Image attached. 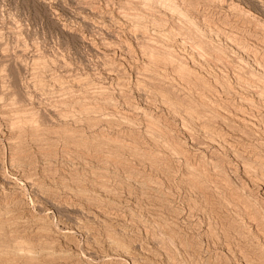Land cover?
Here are the masks:
<instances>
[{
    "label": "rangeland",
    "instance_id": "obj_1",
    "mask_svg": "<svg viewBox=\"0 0 264 264\" xmlns=\"http://www.w3.org/2000/svg\"><path fill=\"white\" fill-rule=\"evenodd\" d=\"M216 27H242L235 43L250 52ZM260 41L264 0H0V264H263V196L224 146L243 145L251 176L264 177ZM152 54L161 62L148 66ZM226 110L250 116L253 129L227 124ZM249 212L263 219L262 234L248 227Z\"/></svg>",
    "mask_w": 264,
    "mask_h": 264
},
{
    "label": "bare ground",
    "instance_id": "obj_2",
    "mask_svg": "<svg viewBox=\"0 0 264 264\" xmlns=\"http://www.w3.org/2000/svg\"><path fill=\"white\" fill-rule=\"evenodd\" d=\"M184 1V0H183ZM184 3V2H183ZM225 5V4H224ZM226 6H228V5H226ZM188 8V7H187ZM231 8V7H230ZM232 9V8H231ZM122 11V10H121ZM133 12V11H132ZM130 13V12H129ZM125 16H127L128 17V15H124V13L122 14V13H118V19H116L117 20V22H119V23H122V24H125V22H126V19L128 20V18L127 17H125ZM116 18V17H115ZM114 18V19H115ZM130 20V19H129ZM130 22V21H129ZM179 22V21H178ZM183 22V21H182ZM193 23V22H192ZM238 24V23H237ZM191 25V24H190ZM236 24H234V26H235ZM239 25V24H238ZM122 26V25H121ZM125 26V25H124ZM195 26V25H194ZM231 26V25H230ZM260 26V25H259ZM225 27V26H224ZM239 27V26H238ZM134 28V27H133ZM172 28V27H171ZM227 28H228V26H227ZM230 28V27H229ZM242 28V27H241ZM241 28H240V30H241ZM130 29V28H129ZM231 29V28H230ZM228 30V29H222V28H218V27H216V30L218 31H216L215 33H213V32H211V33H213V34H215L216 35V33H219L218 35H222V36H224L231 44H233L242 54H244V55H247L248 54V52H250V51H248L247 49H246V47L242 44V43H235L236 41L235 40H237V42L239 41V36H237V32L238 31H240V30H235L234 28L233 29H231V30ZM135 31H136V29H134ZM133 30V31H134ZM176 30V29H175ZM132 31V30H131ZM243 31V30H242ZM160 32V31H159ZM182 32V31H181ZM245 32V31H244ZM177 34V33H176ZM172 36H175V35H172ZM179 36V35H178ZM205 36V35H204ZM190 37V36H189ZM235 37H236V39H235ZM251 38H253V39H257V41H258V36H257V34H255V33H252L251 34V36H250ZM172 39V38H171ZM175 39L177 40V38H176V36H175ZM262 39V37L260 38V40ZM123 40V39H122ZM183 40V39H182ZM204 40V39H203ZM203 40H202V42H201V44H199L198 46H199V48H202V47H206L207 48V46H209L210 45V43L208 42V40H205L204 42H203ZM128 41V40H127ZM181 41V40H180ZM183 42H185V40H183ZM206 42H208V43H206ZM239 42H241V41H239ZM259 42V41H258ZM260 42H262L263 43V41H260ZM188 43V42H187ZM200 43V42H199ZM255 43V42H254ZM261 43V44H262ZM129 44V43H128ZM182 44V43H181ZM190 44H192V43H190ZM195 44V43H194ZM198 44V43H197ZM209 44V45H208ZM264 44V43H263ZM106 45V44H105ZM104 45V46H105ZM183 45H185V43H183ZM188 45V44H187ZM107 47V45L105 46V48ZM130 47V46H129ZM187 47V46H186ZM192 47H193V45H192ZM211 47V46H210ZM257 47V46H256ZM109 48V47H108ZM126 48V47H125ZM194 48V47H193ZM204 48H203V50H204ZM205 48V49H206ZM209 48V47H208ZM212 48V47H211ZM210 48V49H211ZM121 49V48H120ZM161 49V48H160ZM195 49V48H194ZM141 50H142V52L143 53H145L144 52V50L141 48ZM188 50V49H187ZM186 50V51H187ZM192 50V49H191ZM198 50H200V49H198ZM203 50H202V52H203ZM132 51V50H131ZM197 51V50H196ZM201 51V50H200ZM205 51V50H204ZM213 51V50H212ZM251 51L253 52V50L251 49ZM124 52H125V50H124ZM133 52V51H132ZM198 52V51H197ZM208 52V51H207ZM116 53V52H115ZM131 52H130V49H128L125 53H124V56H123V59H125V60H131V54H130ZM192 54H193V51L191 52ZM190 53V54H191ZM201 53V52H200ZM200 53H199V55H200ZM205 53V52H204ZM214 53H215V50H214ZM217 53V52H216ZM215 53V54H216ZM134 54V53H133ZM132 54V55H133ZM142 54V53H141ZM155 54V53H154ZM157 54V53H156ZM194 54H195V52H194ZM203 54V53H202ZM201 54V55H202ZM208 55H209V52L207 53ZM211 54V53H210ZM251 54H255V51H254V53H250V55ZM256 54H258L257 52H256ZM144 55V54H143ZM159 55V54H158ZM204 55V54H203ZM213 55V54H212ZM212 55H210V56H212ZM249 55V56H250ZM164 56V55H163ZM191 56V55H190ZM197 56V55H196ZM206 56V55H205ZM204 56V57H205ZM255 56V55H254ZM257 56H260L259 54L257 55ZM256 56V57H257ZM120 57H121V55H120ZM147 57V56H146ZM155 57V56H154ZM153 57V54H152V58H149V65L148 66H154V65H156L157 64V62H161V61H159V59L157 58V55H156V57H155V59H153L154 58ZM194 57H195V55H194ZM207 57V56H206ZM214 57V56H213ZM255 57V58H256ZM148 58V57H147ZM196 58V57H195ZM212 58V57H211ZM215 58V57H214ZM220 57H218V59H219ZM258 58V57H257ZM144 59H145V57H144ZM143 59V60H144ZM158 59V61L156 62V60ZM160 59H163L162 57H160ZM170 59V58H169ZM203 59V61H205L204 59H206V58H202ZM207 59H209V58H207ZM216 59H217V57H216ZM225 59V58H224ZM227 59V58H226ZM133 60V59H132ZM165 60V59H164ZM222 60V59H221ZM255 60V59H254ZM263 60V59H262ZM198 61V60H197ZM224 61V60H223ZM257 61H260V60H257ZM264 61V60H263ZM126 62H128V61H126ZM135 62V61H134ZM195 62V61H194ZM207 62H208V60H207ZM213 62V61H212ZM214 62H216V61H214ZM221 62V61H220ZM116 63V62H115ZM145 63V62H144ZM169 63V62H168ZM217 63V62H216ZM147 64V63H146ZM164 64V63H163ZM170 64V63H169ZM132 65V64H131ZM161 65V64H160ZM166 65H167V63H166ZM216 65V64H215ZM261 63L260 62H258L257 63V67L260 69V68H262L261 66ZM146 66V65H145ZM144 66V67H145ZM158 66V65H157ZM156 66V67H157ZM169 66V65H168ZM167 66V67H168ZM173 66H174V64H173ZM203 66V65H202ZM240 66V65H239ZM262 66H263V64H262ZM178 67H180L179 69H178V73H179V75L180 76H182V77H184L183 75H185L186 73H187V69H185V68H182L180 65H178ZM206 67V66H205ZM220 67V66H219ZM235 67V66H234ZM153 68H155V67H153ZM158 68V67H157ZM159 68H161L160 66H159ZM164 68V67H163ZM168 68H170V67H168ZM35 69V68H34ZM147 69V68H146ZM150 69V68H149ZM176 69V68H175ZM241 69V68H240ZM239 69V70H240ZM158 70V69H157ZM160 70V69H159ZM163 70V69H162ZM167 70V69H166ZM177 70V69H176ZM191 70V69H190ZM220 70H221V68H220ZM237 70H238V68H237ZM262 70V69H261ZM264 70V69H263ZM156 71V70H155ZM163 71H165V69L163 70ZM169 71V70H168ZM174 71V70H173ZM176 71H174V73H175ZM192 72V71H191ZM236 72V71H235ZM239 72V71H238ZM241 72V71H240ZM243 73V72H242ZM160 74H161V72H160ZM165 74H167V73H165ZM164 74V75H165ZM192 74H193V72H192ZM238 74V73H237ZM163 75V74H162ZM176 75V74H175ZM178 75V74H177ZM186 75H188V74H186ZM191 75V74H190ZM209 75V74H208ZM239 75V74H238ZM237 75V76H238ZM180 76H178V77H180ZM241 77L243 76V75H240ZM249 76V75H248ZM174 77V76H173ZM197 77V76H196ZM241 77H239L238 76V79H240ZM244 77V76H243ZM242 77V78H243ZM246 77V76H245ZM139 79V78H138ZM175 79V78H174ZM179 79H181V78H179ZM185 79H187V78H184V80ZM215 79V78H214ZM237 79V78H236ZM247 79V80H246ZM249 79H251V78H249ZM184 80H182L181 79V81L184 83ZM241 80H243V79H241ZM245 80L246 81H250V80H248V78H245ZM244 80V81H245ZM252 81H253V79H251ZM121 81V80H120ZM186 81L187 80H185V83H186ZM188 81H190V80H188ZM187 81V82H188ZM215 81L216 82H218V80L217 79H215ZM245 81V82H246ZM59 82V81H58ZM179 82V81H178ZM191 83H192V81H190ZM205 82V81H204ZM215 82V83H216ZM238 82H240V81H238ZM254 82H255V79H254ZM254 82H253V84H254ZM257 82V81H256ZM126 83V82H125ZM189 83V82H188ZM188 83H186V84H188ZM242 83V82H241ZM250 83V82H249ZM258 83V82H257ZM194 84V82L192 83V85ZM217 84V83H216ZM246 84V83H245ZM248 84V83H247ZM259 84V83H258ZM191 84H189V85H187V86H190ZM218 85H220L221 86V84L219 83ZM250 85V84H249ZM252 85V84H251ZM256 84H254L253 86H255ZM264 85V84H263ZM186 86V87H187ZM197 86V85H196ZM206 86H207V84H206ZM206 86H204L205 88H206ZM210 86V85H209ZM216 86V85H215ZM225 86V85H224ZM238 86V85H237ZM257 86V85H256ZM90 87V86H89ZM185 87V88H186ZM199 87V86H198ZM200 87H202V86H200ZM199 87V88H200ZM211 87V86H210ZM214 87V86H213ZM222 87H223V84H222ZM243 87H245V86H243ZM242 87V88H243ZM250 87V86H249ZM259 87V90L261 89L260 87H261V85L260 86H258ZM193 88V87H192ZM194 88H196L197 90L199 89V88H197V87H194ZM224 88V87H223ZM239 88H241V86H239ZM253 88V87H252ZM187 89H188V87H187ZM202 89V88H201ZM200 89V90H201ZM214 89V88H213ZM246 89V88H245ZM248 89V88H247ZM250 89V88H249ZM189 90V89H188ZM192 90V89H191ZM203 90V89H202ZM208 90V89H207ZM209 90H210V88H209ZM214 90H217V89H214ZM251 90V89H250ZM253 90V89H252ZM251 90V91H252ZM205 91V90H204ZM250 91V92H251ZM148 92V91H147ZM240 92V91H239ZM248 92V91H247ZM191 93V92H190ZM201 93V92H200ZM205 93V92H204ZM210 93V92H209ZM212 93H213V91H212ZM220 93V92H219ZM259 93V92H258ZM262 93V92H261ZM165 94V93H164ZM202 94V93H201ZM206 94V93H205ZM248 94H250V93H248ZM204 95V94H203ZM241 95V94H240ZM151 96H152V94H151ZM200 96V95H199ZM205 96V95H204ZM242 96H244L243 94H242ZM202 97V96H201ZM254 97V96H253ZM262 97H263V93H262ZM150 98V97H149ZM155 98V97H154ZM165 98V97H164ZM164 98H162L163 100H165V102L164 101H162V102H164V103H166L167 101H170V100H166V98L164 99ZM204 98V97H203ZM205 98H208L207 97V94H206V97ZM210 98V97H209ZM244 98V97H243ZM245 98H247L246 96H245ZM250 98H251V96H250ZM157 99V98H156ZM202 99V98H201ZM149 101H151V99H148ZM203 101L201 102V104H202V106H204V107H207L208 105H210V103L208 104L207 103V101H209V99L207 100V101H205L204 99H202ZM246 100H249L248 98L246 99ZM148 101V102H149ZM212 101V100H211ZM228 102H229V99L227 100ZM242 101H244V102H246L245 100H242ZM153 102H154V100H153ZM171 102V101H170ZM227 102V103H228ZM160 103V102H159ZM169 103V102H168ZM174 103V102H173ZM176 103V102H175ZM225 103V102H224ZM183 104V103H182ZM198 104V103H197ZM231 104V103H230ZM7 105V104H6ZM13 105V104H12ZM160 105V104H159ZM169 106H172V105H170V104H168ZM177 105V104H176ZM175 105V106H176ZM212 105H214V104H212ZM225 105H227V104H225ZM224 105V106H225ZM247 105H248V103H247ZM15 106V105H14ZM164 106H167V103L166 104H164ZM179 106V105H178ZM201 106V107H202ZM230 106V105H229ZM232 106V105H231ZM9 107V106H8ZM136 107V106H135ZM138 107V106H137ZM168 107V106H167ZM199 108H201L200 106H198ZM222 107V106H221ZM226 107V106H225ZM237 107H239V106H237ZM248 107V106H247ZM246 107V109H248ZM4 108H6V107H4ZM13 108V107H12ZM95 108V107H94ZM140 108H141V106H140ZM139 107H138V109L137 110H135V111H138V110H140L139 111V113L141 112V109H140ZM171 108V107H170ZM185 108H187V107H185ZM191 108V107H190ZM194 108V107H193ZM207 108H210L209 106L207 107ZM227 108H228V106H227ZM230 108V107H229ZM228 108V109H229ZM234 108V107H233ZM244 108V107H243ZM242 108V106H241V108H239L240 110H242L243 109ZM251 108V107H250ZM252 108H254V107H252ZM7 109V108H6ZM165 109V108H164ZM173 109H175L174 107H173ZM196 109H198L197 107H196ZM236 109V108H235ZM245 109V108H244ZM243 109V110H244ZM256 109V108H255ZM14 110V109H13ZM16 110H18L17 108H16ZM147 110V109H146ZM146 110H145V112H144V110L142 111V112H144V113H146ZM167 110H168V108H167ZM199 111H200V109H198ZM224 110V109H223ZM230 110V109H229ZM229 110H226V113L224 114H222V116H221V118L224 120V121H226L227 122V124H230L229 123V119H231V121H232V119H235V120H237V122L239 121V122H241V123H248V126H249V123L250 124H252L253 122H251V120L249 119L250 118V116H249V113H247L248 114V116H249V118L248 117H245V116H241L240 114H233V113H231V112H229ZM242 110V111H243ZM84 111V110H83ZM174 111V110H173ZM179 112H180V110H178ZM177 111V112H178ZM185 111H187V110H185ZM190 111V110H189ZM188 111V112H189ZM195 111V110H194ZM197 111V110H196ZM198 111V112H199ZM207 111V110H206ZM206 111H205V115H206ZM210 111V110H209ZM241 111V112H242ZM246 111V110H245ZM176 112V113H177ZM187 112V113H188ZM193 112V111H192ZM227 112H229V113H227ZM240 112V111H239ZM244 112V111H243ZM242 112V113H243ZM262 112V111H261ZM9 113V112H8ZM18 113V115L21 113H19V112H17ZM190 113V112H189ZM208 114H209V112H207ZM245 113V112H244ZM251 113V112H250ZM254 113H255V111H254ZM14 114V113H13ZM146 114H148V113H146ZM145 114V115H146ZM180 114H181V112H180ZM180 114H178V115H180ZM185 114H186V112H185ZM194 114V113H193ZM197 114V113H196ZM199 114H201V113H199ZM246 114V113H245ZM22 115V114H21ZM112 115V114H111ZM175 116H176V114H174ZM184 115V114H183ZM201 115H203V114H201ZM210 115V114H209ZM181 116H182V114H181ZM194 116H196V115H194ZM193 116V117H194ZM198 116V115H197ZM252 116V115H251ZM262 116V115H261ZM22 117V116H21ZM26 117V116H25ZM128 116H126L125 118H127ZM145 117V116H144ZM166 117V116H165ZM180 117V116H179ZM185 116H183V118H184ZM192 117V118H193ZM213 117V116H212ZM258 117V116H257ZM11 118V117H10ZM87 118V117H86ZM150 118V117H149ZM198 118H199V116H198ZM203 119H204V117H202ZM205 118H206V116H205ZM207 118H209V117H207ZM214 118V117H213ZM253 118H255V117H253ZM146 119H147V117H146ZM152 119H153V117H152ZM169 119V118H168ZM189 119V118H188ZM202 119V120H203ZM210 119L211 118H209L208 119V121H210ZM256 119V118H255ZM17 120H19V122L22 120H20L19 118L17 119ZM76 120V119H75ZM130 120H131V117H130ZM171 120V119H170ZM191 120V119H190ZM260 120V119H259ZM27 121V120H26ZM28 121H30V119L28 120ZM89 121V120H88ZM144 121V120H143ZM146 121V120H145ZM183 121H185V119L183 120ZM192 121V120H191ZM194 121V120H193ZM199 121H201V118H200V120ZM204 121H205V119H204ZM204 121L202 122V123H204ZM263 121V120H262ZM14 122V121H13ZM147 122V121H146ZM186 122V121H185ZM187 122H188V120H187ZM186 122V123H187ZM212 122V121H211ZM225 122V123H226ZM256 122V121H255ZM259 122V121H258ZM261 122V121H260ZM18 122H16V124H17ZM21 123H23V121L21 122ZM148 123V122H147ZM184 123V122H183ZM240 123V124H241ZM257 123V122H256ZM256 123H254V124H256ZM11 124V123H10ZM13 124V123H12ZM15 124V123H14ZM20 124V123H19ZM18 124V125H19ZM149 124V123H148ZM156 123L153 121V120H150V127H151V131H153V133H154V131L155 130H153V128L155 129V128H157L156 127V125H155ZM171 124V123H170ZM206 124V123H205ZM233 124H234V128H236V126H235V122H233ZM238 124V123H237ZM243 124V125H244ZM260 124V123H259ZM262 124V123H261ZM203 125V124H202ZM208 125V124H207ZM225 126H226V124H224ZM16 126V125H15ZM25 126V125H24ZM149 126V125H148ZM147 126V127H148ZM185 127H187L188 125H184ZM232 126V125H231ZM231 126H230V128H231ZM257 127H258V125H256ZM20 127V126H19ZM18 127V128H19ZM29 127V126H28ZM149 127V128H150ZM185 127H183V128H185ZM206 127V126H205ZM238 127V126H237ZM240 127V126H239ZM14 128V126H12V129ZM35 128V127H34ZM188 128V127H187ZM191 128V127H190ZM203 128V127H202ZM228 128V127H227ZM233 128V127H232ZM231 128V129H232ZM242 128V127H241ZM248 128H250V126L248 127ZM12 129L10 130V132H8V141H7V143L9 144V146L11 147L12 145H13V140L11 139L10 140V134L12 133ZM21 129V128H20ZM40 129V128H39ZM148 129V128H147ZM186 129V128H185ZM193 129V128H192ZM192 129H189V130H192ZM211 129V128H210ZM237 129V128H236ZM239 129V128H238ZM246 129V128H245ZM250 129H253V128H250ZM24 130V129H23ZM33 130V129H32ZM80 130V129H79ZM150 130V129H149ZM160 130V129H159ZM159 130H158V132H159ZM169 130V129H168ZM171 130V129H170ZM169 130V131H170ZM188 130V131H189ZM202 130H204V129H202ZM206 130V129H205ZM208 130V132H209V128L207 129ZM242 130H244L243 128H242ZM14 131V130H13ZM27 131V130H26ZM150 131V132H151ZM238 131V130H237ZM240 131H241V129H240ZM247 131V130H246ZM5 132V131H4ZM14 132H16V131H14ZM40 132V131H39ZM173 132V131H172ZM186 132H187V130H186ZM191 132V131H190ZM202 132V131H201ZM205 132H207V131H205ZM235 132V131H234ZM245 132V131H244ZM7 133V132H6ZM20 133V132H19ZM187 133H189V132H187ZM238 133V132H237ZM242 133V132H241ZM5 134V133H4ZM21 134V133H20ZM37 134V133H36ZM148 134H150V135H152V133H148ZM155 134V133H154ZM195 134V133H194ZM206 134V133H205ZM204 134V135H205ZM229 134V133H228ZM245 134V133H244ZM6 135V134H5ZM206 135H208V134H206ZM209 135L211 136V134L209 133ZM230 135V134H229ZM228 135V136H229ZM13 136H15V134L13 135ZM22 136V135H21ZM196 136V135H195ZM226 136H227V134H226ZM18 137H19V135H18ZM212 137V136H211ZM230 137V136H229ZM231 137H233V136H231ZM237 137V136H236ZM240 137V136H239ZM242 137V136H241ZM245 137V136H244ZM257 137V136H256ZM21 138V137H20ZM223 139H224V137H222ZM16 139V138H15ZM156 139V138H155ZM212 139V138H211ZM231 139V138H230ZM233 140H234V138H232ZM240 139V138H239ZM242 139V138H241ZM20 140V139H19ZM18 140V141H19ZM207 140H209V138L207 139ZM242 140H244V138L242 139ZM199 141V140H198ZM212 141H213V139H212ZM211 141V142H212ZM214 141H215V139H214ZM224 141V140H223ZM241 141V140H240ZM15 142H16V140H15ZM119 143V142H118ZM159 143H160V141H159ZM214 143V142H213ZM216 143L218 144V142L216 141ZM220 143V142H219ZM223 143V142H222ZM161 144V143H160ZM206 144H208L207 142H206ZM210 144V143H209ZM221 144V143H220ZM220 144H218V145H220ZM236 143H233L232 142V140H227V139H225V141H224V146L228 149V150H230L231 152H232V154H233V156L239 161V164L241 163L242 164V167H243V170H244V175L245 176H247L249 179H250V181L254 184V185H256V187H257V189H259V192L261 191V195L263 196V198L261 199V200H263L262 202H263V204H264V177H258L257 175V177H253V175L251 176V174L253 173L252 171V173H250V169H249V167H248V165L247 164H249V163H246V160H248V159H246L245 160V155H246V153L244 154V153H242L241 151H240V149H242V147H243V145H242V147H240V149L238 148L237 149V145H235ZM242 144V143H241ZM149 145V144H148ZM222 145V144H221ZM39 146V145H38ZM124 146V145H123ZM158 146H159V144H158ZM224 146H222L223 147V149H224ZM204 147V146H203ZM202 147V148H203ZM221 147V148H222ZM87 148V147H86ZM104 148V147H103ZM245 148V147H244ZM247 148V147H246ZM200 149V148H199ZM222 149V150H223ZM226 149V150H227ZM250 149V148H249ZM178 150V149H177ZM176 150V151H177ZM184 149H182L181 150V152H180V154L182 153V151H183ZM131 151V150H130ZM169 151V150H168ZM174 151V150H173ZM176 151H174V152H176ZM199 151H201V150H199ZM244 151V150H243ZM247 151H249V150H247ZM100 152V151H99ZM134 152V151H133ZM158 152V151H157ZM195 152H197V151H195ZM171 153H172V151H171ZM178 153V152H177ZM183 153H184V151H183ZM25 154V153H24ZM89 154V153H88ZM138 154V153H137ZM174 154V153H173ZM196 154V153H195ZM185 155V154H184ZM198 155V154H197ZM202 155V154H201ZM199 156V155H198ZM188 157V156H187ZM247 158V157H246ZM108 159V158H107ZM150 160H152V159H150ZM156 162V161H155ZM252 165V164H251ZM250 165V166H251ZM205 166V165H204ZM90 167V166H89ZM208 169V168H207ZM252 169V168H251ZM217 170V169H216ZM200 171V170H199ZM254 174V173H253ZM141 177V176H140ZM190 177L192 178V180L194 181V182H197V184H199V183H202V176L201 175H199L196 171H191L190 172ZM214 177V176H213ZM52 180V179H51ZM106 180V179H105ZM30 181V180H29ZM108 183V182H107ZM15 187V186H14ZM82 189V188H81ZM80 189V190H81ZM101 189V188H100ZM138 189V188H137ZM5 190V189H4ZM102 190V189H101ZM14 191V190H13ZM82 191L84 192V190L82 189ZM14 192H17V190H15ZM82 192V193H83ZM13 193V192H12ZM82 193L80 194V196L82 195ZM84 193H86V192H84ZM75 194V193H74ZM76 195H78V194H76ZM84 196H85V194H83ZM87 195V194H86ZM18 196V195H17ZM84 196H81V197H84ZM112 196V195H111ZM93 197V196H92ZM77 198H78V196H77ZM90 198V197H89ZM88 199V198H87ZM83 199H81V201H82ZM110 200V199H109ZM74 201V200H73ZM84 201V200H83ZM90 202H92L91 200H89ZM94 201V200H93ZM96 201V200H95ZM94 201V202H95ZM93 202V203H94ZM101 202H103V201H100V203L99 204H102ZM110 202V201H109ZM108 202V203H109ZM113 202V201H112ZM86 203H87V201H86ZM106 202L104 201V204H105ZM97 204H98V202H97ZM112 204V203H111ZM110 204V205H111ZM114 204V203H113ZM112 204V205H113ZM236 204V203H235ZM87 205H88V203H87ZM95 205V204H94ZM115 205H116V202H115ZM114 205V206H115ZM100 205H98V207H99ZM101 206H103V204L101 205ZM113 206V207H114ZM117 206V205H116ZM168 206V205H167ZM95 207V206H94ZM113 207H111V209L113 208ZM160 207V206H159ZM83 208V207H82ZM100 208H103V207H100ZM105 208V207H104ZM104 208H103V211L101 210V209H99V212L101 213V214H99V215H102V216H105L106 218H108V216L107 215H105V211H104ZM108 210V209H107ZM106 210V211H107ZM92 211V210H91ZM252 213H255V212H249V215H252ZM97 214V213H96ZM109 215H110V212L108 213ZM98 215V214H97ZM101 216V217H102ZM110 217V216H109ZM260 217V216H259ZM258 216H257V214L255 213L254 215H252V216H250V217H248V223H249V225L250 226H248V227H250V228H253V230L255 231L256 230V233L258 234V235H260V234H262V232H261V230L263 229H261L260 227H262L261 225L263 224L262 222V220L263 219H260ZM111 218V217H110ZM200 218V217H199ZM112 219V218H111ZM103 221H106L105 219H102ZM101 221V220H100ZM246 225V224H245ZM167 226V225H166ZM264 227V226H263ZM95 229V228H94ZM252 230V231H253ZM147 231V230H146ZM244 234V233H243ZM250 234H252L251 232H250ZM254 234V233H253ZM257 234H256V236H257ZM264 235V234H263ZM219 236V235H218ZM255 236V237H256ZM244 238V237H243ZM261 238V237H260ZM257 239H259L258 237H257ZM19 241V240H18ZM229 241V240H228ZM260 242V241H259ZM118 243V242H117ZM221 243V242H220ZM231 244V243H230ZM230 244L229 243H227V242H224L223 244H221V248L223 249H225L226 247L227 248H229V250H230ZM239 244V243H238ZM260 244V243H259ZM237 247V246H236ZM114 248H115V246H114ZM240 248V247H239ZM74 249V248H73ZM231 249H233V247L231 248ZM28 250V249H27ZM156 250V249H155ZM242 250V252H243V249H241ZM178 251V250H177ZM233 251V250H232ZM232 251H229L230 253H232ZM168 252V251H167ZM235 252V251H234ZM244 252H245V250H244ZM23 253V252H22ZM116 254L117 255H124V254H126V255H128V256H130V257H132L131 255H130V253L128 254L127 252H125V251H123L122 249H117V251H116ZM237 254H238V252H237ZM24 255V253L22 254V256ZM236 255V252H235V254H233V256H235ZM245 254H243L242 255V257L244 256ZM135 256V255H134ZM238 256V255H237ZM247 256V255H246ZM248 257V256H247ZM133 259H134V257H132ZM147 258V257H146ZM264 258V257H263ZM132 259V260H133ZM235 259H237V257L235 258ZM248 259H249V257H248ZM257 259H258V257H257ZM259 259H261V258H259ZM256 260V261H260V260ZM238 260H239V258H238ZM245 260V259H244ZM247 260V259H246ZM245 260V261H246ZM250 260V259H249ZM248 260V261H249ZM263 260V259H262ZM134 261V264H139L135 259L133 260ZM261 262V261H260ZM247 263V262H246ZM249 264H251L250 263V261L248 262ZM254 263V262H253ZM252 263V264H253ZM10 264V263H9ZM254 264H256V263H254ZM260 264H262V263H260ZM263 264H264V262H263Z\"/></svg>",
    "mask_w": 264,
    "mask_h": 264
}]
</instances>
